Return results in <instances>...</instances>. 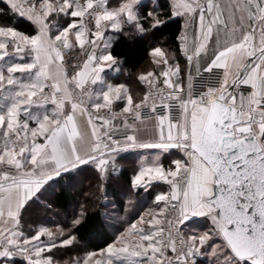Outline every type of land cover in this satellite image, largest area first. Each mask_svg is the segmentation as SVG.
<instances>
[{"label": "snow or ice", "instance_id": "snow-or-ice-1", "mask_svg": "<svg viewBox=\"0 0 264 264\" xmlns=\"http://www.w3.org/2000/svg\"><path fill=\"white\" fill-rule=\"evenodd\" d=\"M6 3L38 32L29 36L0 26V264H15L18 258L23 264H57L44 253L72 246L75 236L60 239L63 229H58V237L47 228L26 235L20 227L22 211L62 172L93 165L107 173L117 153L133 149L160 150L140 167L133 186L162 182L170 192L157 194L155 201L162 206L147 213L149 219L133 223L99 259L91 252L73 264H195L206 246L215 264H264V0H173V15L186 17L194 28L191 50L187 36L181 37L187 89L179 63L170 64L169 54L155 47L150 55L160 71L139 75L147 88L139 99L126 85L104 81L102 73L116 64L105 32L122 31L125 24L145 31L141 0H122L115 7H109L112 0ZM60 17L67 18L66 26L57 25ZM148 17L152 28L165 23L153 12ZM209 42L217 48L203 71L222 69L223 77L219 87L194 95L193 61L207 53ZM75 48L86 59L69 78L65 51ZM238 57L248 61L236 64L230 82V60ZM69 84L81 95H74ZM86 85L99 87L93 92ZM241 85L251 90L237 92ZM49 102L55 106L51 114L33 111ZM118 104L122 106L117 111ZM158 108L163 114L157 115ZM144 109L156 123L150 142L136 134L135 122L143 123ZM77 112L86 115L91 126L87 149L78 147L82 135ZM116 120L124 129L122 140L114 135L120 131ZM173 150L181 158L170 160L166 168L164 159ZM193 218H206L212 227L185 237L182 229Z\"/></svg>", "mask_w": 264, "mask_h": 264}, {"label": "trees", "instance_id": "trees-1", "mask_svg": "<svg viewBox=\"0 0 264 264\" xmlns=\"http://www.w3.org/2000/svg\"><path fill=\"white\" fill-rule=\"evenodd\" d=\"M118 2L122 0H112L109 7L117 5ZM138 7L145 31L139 32L129 24L123 26L122 31H116L113 34L108 51L116 58L118 70L115 74L110 73L104 76L105 80L112 84L126 85L136 99L144 95V88L138 80V75L155 71L153 58L150 55L155 47H161L179 60L178 35L182 27V19L173 16L169 0H142ZM149 12H153L165 23L152 28V19L148 17ZM61 18L67 22V18L60 17L56 21L59 26H61ZM0 26L12 27L29 36L37 33L31 21L12 12L2 0H0ZM25 62H28V56ZM119 159L129 164L135 161L128 153ZM115 177L118 187L125 190L131 188V169L122 166ZM112 181L109 178L104 182L91 165L62 172L61 175L49 180L28 202L21 213V229L26 235L35 234L39 227H49L50 215L58 214L60 218L64 217L71 221L68 227L71 235L75 236L78 246H83L87 253H101L112 245L114 237L109 230L108 217L103 214L100 189L105 188L108 191L118 212H122L124 208L123 199L119 195L121 192ZM140 193L142 192L138 191L137 194ZM156 193V190L145 191L149 200H153ZM77 219L80 222L74 225L73 221ZM75 253L82 259L84 252L77 249ZM15 264H23V261L18 258ZM195 264H202V260L197 257Z\"/></svg>", "mask_w": 264, "mask_h": 264}, {"label": "rangeland", "instance_id": "rangeland-1", "mask_svg": "<svg viewBox=\"0 0 264 264\" xmlns=\"http://www.w3.org/2000/svg\"><path fill=\"white\" fill-rule=\"evenodd\" d=\"M60 23L61 26L66 25V22L63 21V19L60 21ZM126 25L129 24H125L123 26ZM106 33L107 32H105L104 34ZM73 51L74 50L72 49V52ZM77 57L78 55H74V56H70L69 58H65L64 65L66 62H68L66 64H69V66L74 65ZM13 62H15L14 58H13ZM153 67L155 68L154 72H159L158 71L159 68L154 62H153ZM103 111H107V110H103ZM119 126H120V131L116 132L114 135L122 134V132L124 131L122 125ZM155 127H156L155 120H151L149 122L141 124L140 126H137L136 134L144 142L146 141L150 142L154 138ZM130 133L131 132L129 131V134ZM139 150L136 149L135 152L132 153L127 151L117 153L115 155L114 162L109 166L107 173H101L93 165H91L93 169L99 173L101 179L104 182L109 178L113 180L112 182L117 186L118 190L121 192L119 195L124 202L123 211L118 212V209L113 204V201L110 198L109 196L110 194L108 193V191L105 188L100 189V195H102L101 199L103 201L102 202L103 214L107 215L108 217L110 224L109 230L114 237V241L112 244H114L117 241V239L122 234H124L133 223H138L141 217H144L145 219H149L150 217L147 215V213L155 212L158 210L159 207L162 206L156 203L155 197L153 198V200H149L145 194V191L156 190L157 192L156 195L161 192L164 193L170 192V186L162 182L153 183L151 187H147V188L133 186V179L135 175L138 173L140 167H142L145 163L151 160L154 157V155L160 151L159 149H139ZM126 153H128V155H132V157L135 159L133 164L126 163L125 161H119L120 160L119 158ZM180 158H181V154L176 150H173V154H166V157L164 159V166L167 168L169 166L170 160L180 159ZM122 166H126L127 168L131 169V176H132L131 188L126 190L118 187L119 184L115 177ZM138 191H141L142 193L137 194ZM69 223H71V221H68L64 217L60 218L58 214H54V215H50V222L48 224L49 227H39L38 230L42 228H47L51 232H53L56 236L59 237L58 229H63L65 232V236L59 237L60 239H63L66 238V236L69 233L71 234L70 228L68 227ZM162 224H163V220H162ZM211 227L212 226L210 221H208L206 218H193L183 227L182 231L185 237H187V235L189 234H202L203 232L208 231ZM41 239L47 240V237H42ZM216 242L219 243L220 241H216ZM77 249H80L82 252H84L82 258L88 254L83 246H78L76 242H74V244L70 247L56 248L53 249L51 253L45 252L44 255H51L54 261L57 262V264H73V261L75 259L80 258L77 257L75 253ZM197 257L202 260V264H215V257L211 255L210 249H207V246L204 250H202V254L198 255ZM99 258H100V253H97V256L94 259H99Z\"/></svg>", "mask_w": 264, "mask_h": 264}, {"label": "crops", "instance_id": "crops-1", "mask_svg": "<svg viewBox=\"0 0 264 264\" xmlns=\"http://www.w3.org/2000/svg\"><path fill=\"white\" fill-rule=\"evenodd\" d=\"M2 1H4L6 3V0H2ZM169 2L171 4V10H172V14H173V11H174V9L172 7L173 0H169ZM115 6H113V7H115ZM179 17H181V19L184 18L183 16H179ZM34 26L37 29V26L35 24H34ZM37 32H38V29H37ZM51 32L52 33H55L56 32V28L55 27H52L51 28ZM115 32L116 31H111V30L107 31V33L104 34L105 40L110 43L111 42V39L113 37V34ZM185 35L187 36V47L189 48V50H191V48L193 46V40H194V28H193V26L186 25L185 30H184V33H183V37ZM70 40H74V37H70ZM257 43H258V39H257ZM183 47H184V45L182 44V41H180V45H179V55H178L179 56V60H176L173 57L172 53H169V63L170 64L177 63V62L179 63V65H180V67L182 69L181 75H182V77H185L184 87H186V85H187L186 72L184 71L185 66H186V62H185L184 58L181 56V51H182V48ZM216 48H217V45L214 42H209V45H208V48H207V53L206 54L202 53V55H201V57L199 58L198 61L194 59V61H193L192 75H195V74L203 71V69L205 67H207V65L210 63L211 58L214 57V53L216 51ZM73 50H74L73 52H72V50H66L65 51V58H69L70 56L78 55V57L76 58V61H75V64L74 65L69 66V64H66L68 62H66L65 65H64V69L67 71L69 77H71L74 74V72L80 70V68L82 67V64H83L84 59H86V56L83 53H81V51H80L79 48H75ZM100 50H102V47H101ZM100 50L97 51V54H99V51ZM246 58L247 57H244L243 58V61H241L239 57L237 58V61H235V62L230 60V63L232 65V67H231V73H232V75L229 77L230 82H231V79L236 75V73L238 71L236 64L238 62H244L246 60ZM30 60H31V57L28 56V62ZM197 64H199V72L196 71V65ZM161 67H163V65H161ZM117 70H118L117 64H115L114 66H112V68H106L105 71H104V73H102V76H103L104 81H106L105 78H104L105 75L110 74V73L111 74H115L117 72ZM158 71H160V69H158ZM17 75H20V74H17ZM162 79L163 78H161V83H162ZM106 82L107 83H111V82H108V81H106ZM113 85H115V84H113ZM98 87L99 86H95L94 92L98 90ZM250 90H251L250 88H248L246 86H243V85L239 86L236 89L237 92L243 91L245 93H247ZM121 106L122 105L118 104L117 105V108H119ZM54 107H55L54 105L44 106V108H42V109H33V111L34 112H44V111H47L49 114H51V112L54 109ZM64 111H65V114H69L71 112V106H70V104H67L66 103L65 110ZM75 119L77 121L78 129H79V131H80V133L82 135V139L78 141V147H80L82 149H87L90 141L92 140V137H91V126L88 124V118H87L86 115L82 116L79 112H77L76 115H75ZM151 120H154V119L145 120V121H143V123L149 122ZM143 123L136 122L137 126H140ZM32 126L34 127L35 125L33 124ZM135 150L136 149H133V150H129L127 152H131L132 153V152H135ZM30 167L31 166H29V168Z\"/></svg>", "mask_w": 264, "mask_h": 264}, {"label": "built area", "instance_id": "built-area-1", "mask_svg": "<svg viewBox=\"0 0 264 264\" xmlns=\"http://www.w3.org/2000/svg\"><path fill=\"white\" fill-rule=\"evenodd\" d=\"M186 25H187L186 24V17H184L182 19L181 31H180V33L178 35L179 45H180L181 37H183V33H184ZM181 56L184 58V60L186 62V58H185V55H184L183 51H181ZM222 77H223V70L222 69H213L212 73H207V72L201 71V72L193 75V80H192L193 94L194 95H198L199 93L206 91L209 87H219V84H220V81L222 80ZM49 83H51V81H49ZM142 86L144 88V94H145V92L147 91V88L143 84H142ZM68 87H69V90L74 93V95H76V96H80L81 95L80 90L79 89H75V85L74 84H69ZM85 87L86 88H90V90H92L94 92V88H95L94 86L86 85ZM160 87H163V84L161 82H160ZM186 89H187V85L185 87V90ZM45 92L46 93L50 92V89L49 88H45ZM46 105H53V104H51L49 102ZM89 111H93V110L91 108H89ZM163 112H164L163 109H161V108L157 109V115L158 114H163ZM93 114H94V112H93ZM102 114L107 115V111H103L102 110ZM142 115H143V121L149 120V119H153L152 118V114L149 113L148 109H144ZM171 115H172V117H176L178 115V111L173 109ZM115 123L117 125H122L120 120H116ZM128 123L129 124H133L134 123V121H133V119L131 117H129ZM115 137L118 138V139H121V140L123 139V135L122 134L115 135ZM164 226L166 227V224Z\"/></svg>", "mask_w": 264, "mask_h": 264}, {"label": "water", "instance_id": "water-1", "mask_svg": "<svg viewBox=\"0 0 264 264\" xmlns=\"http://www.w3.org/2000/svg\"><path fill=\"white\" fill-rule=\"evenodd\" d=\"M248 61V58H246V60L244 62H247Z\"/></svg>", "mask_w": 264, "mask_h": 264}]
</instances>
